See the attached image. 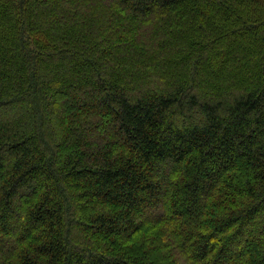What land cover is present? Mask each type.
I'll use <instances>...</instances> for the list:
<instances>
[{"label":"trees","instance_id":"obj_1","mask_svg":"<svg viewBox=\"0 0 264 264\" xmlns=\"http://www.w3.org/2000/svg\"><path fill=\"white\" fill-rule=\"evenodd\" d=\"M0 264H264V0H0Z\"/></svg>","mask_w":264,"mask_h":264},{"label":"rangeland","instance_id":"obj_2","mask_svg":"<svg viewBox=\"0 0 264 264\" xmlns=\"http://www.w3.org/2000/svg\"><path fill=\"white\" fill-rule=\"evenodd\" d=\"M74 236H75V237H74ZM72 238L75 239V240L79 239V238L76 236V234H74V232H73V236H72ZM72 238H71V239H72ZM90 238H91V237H90ZM74 246H75V245H73V247H74Z\"/></svg>","mask_w":264,"mask_h":264}]
</instances>
